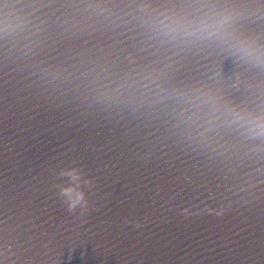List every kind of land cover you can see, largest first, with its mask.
Listing matches in <instances>:
<instances>
[{
  "label": "water",
  "instance_id": "obj_1",
  "mask_svg": "<svg viewBox=\"0 0 264 264\" xmlns=\"http://www.w3.org/2000/svg\"><path fill=\"white\" fill-rule=\"evenodd\" d=\"M82 2L51 0L45 40L31 60L0 41V222L18 264H264V184L254 186L264 161L242 147L224 154L189 147L176 134L173 102L140 111L88 105L48 87L32 65L172 64L173 82L218 76L230 87L240 76L244 83L231 88L240 99L251 97L248 85L264 81V71L157 50L115 15L78 11ZM248 27L264 32V20ZM66 155L96 176L85 189V215L68 212L48 187L49 169Z\"/></svg>",
  "mask_w": 264,
  "mask_h": 264
},
{
  "label": "clouds",
  "instance_id": "obj_2",
  "mask_svg": "<svg viewBox=\"0 0 264 264\" xmlns=\"http://www.w3.org/2000/svg\"><path fill=\"white\" fill-rule=\"evenodd\" d=\"M51 0H0V41L31 60L45 40L44 10ZM98 17L117 16L139 28L152 48L179 56L186 52L231 58L241 67L264 71V32L249 23L264 20V0H84L74 5ZM130 63H135L129 57ZM48 87L70 90L88 105L140 111L173 102L176 134L194 149L224 154L242 147L247 155L264 161V81L250 83V98L232 94L218 76L197 82H173L172 64H150L118 71L112 65L86 61L60 65L37 61L32 65ZM59 186L68 212L91 210L88 191L95 182L76 169L61 172ZM264 184V168L256 169L255 184ZM9 244L0 252V264H18Z\"/></svg>",
  "mask_w": 264,
  "mask_h": 264
},
{
  "label": "snow or ice",
  "instance_id": "obj_3",
  "mask_svg": "<svg viewBox=\"0 0 264 264\" xmlns=\"http://www.w3.org/2000/svg\"><path fill=\"white\" fill-rule=\"evenodd\" d=\"M5 99H7V97H5ZM4 107L6 108V105ZM71 169H76L79 172H81L85 177L92 179L94 182L96 181V176L94 175V173L81 162V158L78 156L66 155L53 162L49 171L51 173V176L54 177L55 180L48 187L49 190L55 194V197L60 199L63 204L64 202L60 196V191H59V186L61 184H64L63 182H61L64 178L63 176H61V172ZM5 225H6V221L0 222V252H2L9 244H12L15 248V245L10 242L9 239L10 233ZM31 242H32L31 240L25 241V243H31ZM31 250L32 249H26V251H31ZM17 257L21 258L20 256Z\"/></svg>",
  "mask_w": 264,
  "mask_h": 264
}]
</instances>
